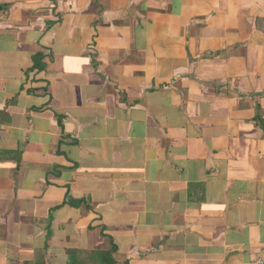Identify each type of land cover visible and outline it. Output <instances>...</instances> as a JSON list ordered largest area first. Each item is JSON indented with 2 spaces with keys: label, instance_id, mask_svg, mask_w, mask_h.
Returning <instances> with one entry per match:
<instances>
[{
  "label": "crops",
  "instance_id": "obj_1",
  "mask_svg": "<svg viewBox=\"0 0 264 264\" xmlns=\"http://www.w3.org/2000/svg\"><path fill=\"white\" fill-rule=\"evenodd\" d=\"M69 252L264 260V0H0V264Z\"/></svg>",
  "mask_w": 264,
  "mask_h": 264
},
{
  "label": "trees",
  "instance_id": "obj_2",
  "mask_svg": "<svg viewBox=\"0 0 264 264\" xmlns=\"http://www.w3.org/2000/svg\"><path fill=\"white\" fill-rule=\"evenodd\" d=\"M73 254H74V252H69V256H70V259H71V264H72V262H73V264H75L74 263V257H73ZM105 254V256H108L110 253H104Z\"/></svg>",
  "mask_w": 264,
  "mask_h": 264
},
{
  "label": "built area",
  "instance_id": "obj_3",
  "mask_svg": "<svg viewBox=\"0 0 264 264\" xmlns=\"http://www.w3.org/2000/svg\"><path fill=\"white\" fill-rule=\"evenodd\" d=\"M257 264H264V260L263 259H258Z\"/></svg>",
  "mask_w": 264,
  "mask_h": 264
}]
</instances>
